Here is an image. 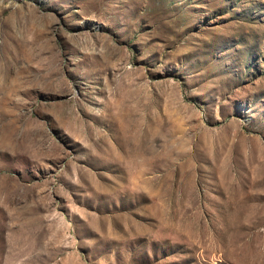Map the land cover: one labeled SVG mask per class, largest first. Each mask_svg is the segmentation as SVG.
<instances>
[{
	"label": "rangeland",
	"instance_id": "rangeland-1",
	"mask_svg": "<svg viewBox=\"0 0 264 264\" xmlns=\"http://www.w3.org/2000/svg\"><path fill=\"white\" fill-rule=\"evenodd\" d=\"M8 260L264 264V0H0Z\"/></svg>",
	"mask_w": 264,
	"mask_h": 264
},
{
	"label": "bare ground",
	"instance_id": "bare-ground-1",
	"mask_svg": "<svg viewBox=\"0 0 264 264\" xmlns=\"http://www.w3.org/2000/svg\"><path fill=\"white\" fill-rule=\"evenodd\" d=\"M19 251H16V250H12L13 252L11 253V257L12 258H19L21 255H23L24 253L22 252V251H20V249H18ZM13 263V261H11V260H8V261H6L4 264H12ZM22 263H23V261H22Z\"/></svg>",
	"mask_w": 264,
	"mask_h": 264
}]
</instances>
